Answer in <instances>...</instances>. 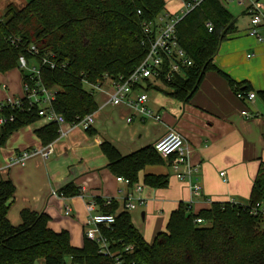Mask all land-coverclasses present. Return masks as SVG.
Returning a JSON list of instances; mask_svg holds the SVG:
<instances>
[{
  "label": "trees",
  "instance_id": "obj_1",
  "mask_svg": "<svg viewBox=\"0 0 264 264\" xmlns=\"http://www.w3.org/2000/svg\"><path fill=\"white\" fill-rule=\"evenodd\" d=\"M166 8V0H30L23 8L10 4L0 16V73L20 69V57L30 66H39L41 84L57 90L52 108L67 123H75L98 110L84 81L95 83L104 75L127 78L148 53L142 45V22L154 20ZM208 22L214 26L212 33L206 28ZM177 30L194 65L168 85L167 96L190 100L208 71L222 75L236 95L251 91L249 84L235 82L214 65L221 44L236 32V20L220 0H206L183 18ZM20 70L22 83L34 87L33 74ZM259 95L264 99V92ZM38 111L35 106L29 112H13L15 122L0 127V147L15 132L39 121ZM59 130L51 123L36 135L43 146H49L59 138ZM88 134L95 132L88 130ZM100 148L109 161L107 168L127 179L130 187L139 183L145 167L166 163L154 145L127 156L107 142ZM144 185L164 189L168 178L148 175ZM58 194L74 197L81 192L70 183ZM14 195V184L0 181V264H35L38 260L44 264H115L86 238L82 248L74 247L67 231L54 232L49 227L50 217L45 213L24 210L22 224L13 226L8 211ZM263 200L261 164L248 205L213 203L209 210L188 215L187 206L181 204L171 214L166 232L158 234L152 244L135 228L129 213H120L113 230H103V234L123 264H264V217L252 213ZM95 201L104 213L114 214L119 208L114 200L110 205L101 198ZM197 218L205 223L196 224ZM130 246L133 251L126 252Z\"/></svg>",
  "mask_w": 264,
  "mask_h": 264
},
{
  "label": "crops",
  "instance_id": "obj_2",
  "mask_svg": "<svg viewBox=\"0 0 264 264\" xmlns=\"http://www.w3.org/2000/svg\"><path fill=\"white\" fill-rule=\"evenodd\" d=\"M254 1L264 10V0ZM171 4H175L171 10H176V0H166V9ZM259 4H263L262 7ZM224 7L228 10L229 6ZM246 18L250 20L243 9L238 11L237 18L234 17L236 32L221 44L214 65L235 82L249 84L250 92L256 93L254 102L240 99L229 82L216 71L205 73L198 90L186 102L167 96L168 89L149 87L147 92L157 91L164 95L158 101L148 96V105L162 116L161 122L137 116L124 105H109L108 94L113 91L110 86L105 87L103 93H92L98 106L94 126L89 129L95 132L93 136L88 130L63 127L59 138L51 144L53 157L44 159L38 154L30 157L25 166L11 165L12 157L47 147L43 146L36 131L49 124L39 120L15 132L0 147L5 148L0 151L3 162L0 163V181L10 180L15 186L14 200L8 211L10 223L20 226L24 210L45 213L50 217L49 227L54 232L67 231L71 244L82 248L89 217L86 204L101 198L114 200L120 207L133 192V187L119 183L118 176L107 168L109 161L101 145L107 142L121 156H127L154 145L171 129L184 138L191 151L190 162L198 167V172L193 174L190 183L181 182L173 174L171 160L163 158L164 165L147 166L140 173L145 205L129 214L148 244H152L158 234L166 232L171 214L181 204L190 207L188 215L209 210L213 203L248 205L255 178L264 164V99L259 95L264 92V43L248 34L249 21L239 26V21ZM14 71L21 73L16 69L7 74ZM14 90L12 88V92ZM2 91L0 102L12 96L23 97L18 91L17 95L7 93L6 84ZM244 111L251 117L243 116ZM129 117H132L131 122L127 121ZM222 173L225 175L221 176ZM148 175L167 176L168 186L154 189L144 185V177ZM70 183L80 189L81 195L58 194ZM191 183L201 185V197L192 195ZM67 207L72 210L71 216L64 214ZM137 224L143 228L142 232Z\"/></svg>",
  "mask_w": 264,
  "mask_h": 264
},
{
  "label": "built area",
  "instance_id": "obj_3",
  "mask_svg": "<svg viewBox=\"0 0 264 264\" xmlns=\"http://www.w3.org/2000/svg\"><path fill=\"white\" fill-rule=\"evenodd\" d=\"M176 1L178 2L176 10L166 9L154 20L142 22L141 29L144 36L142 45H146L148 48V53L143 62L127 78L120 76L114 79L104 75L101 80H97L95 83L84 81L85 86L93 94L103 93L105 92V87L110 86L113 91L108 94L107 103L109 105L115 107L124 105L131 108L137 116L153 120L154 122L162 121V116L155 113L148 105L147 90L149 87L169 89V84L178 77L184 76L185 71L194 65L193 60L180 44L177 27L184 17L199 8L206 0ZM220 2L223 6L234 4L242 8L250 18L248 34L254 37L257 42L264 43V10L257 7L256 1L220 0ZM138 13L141 14L140 12ZM206 28L209 33L214 31V26L210 22L206 24ZM31 51L35 55L38 54L35 47H31ZM19 63L20 69L27 70L33 74L35 86L31 87L27 83L23 84L24 95L22 98L8 97L0 102V127L15 122L13 112H29L35 106L39 107V120H43L48 124L56 123L60 128V133H62L63 127L68 128V130L81 128L87 131L94 126L95 113L88 114L81 119L78 118L75 123H67L52 108L57 90L53 88L46 89L41 84L39 66H30L25 57H20ZM44 63H47V60L44 59ZM237 96L249 102H254L256 99V93L254 92L238 93ZM242 115L251 117L246 111L242 112ZM127 121L131 122L132 117H129ZM154 148L162 158L171 160L170 167L179 181H188L190 183L193 174L198 172V167L190 162L191 151L181 134L173 129L169 130L154 143ZM38 154L44 159H50L54 155V149L52 145H49L41 151H24L19 156L11 158V165L25 166L30 157ZM224 175L225 173L221 174V176ZM117 181L129 186V181L125 178L118 177ZM190 190L194 197H201L203 194L202 187L198 183H191ZM142 192L143 186L139 183L135 184L133 192L114 214L102 212L95 200H91L86 204L89 217L84 236L88 241L97 244L102 255L113 258L115 264H123V261L118 258L121 257L118 253H114L111 250V244L103 234V230L112 231L120 213H130L144 206L145 200L142 197ZM111 201L107 200V205H110ZM187 208L190 209L188 205ZM71 211L67 207L64 212L65 216H71ZM252 213L264 217V200L252 208ZM194 222L198 225L205 223L201 218H197ZM125 251L131 252L133 247H126Z\"/></svg>",
  "mask_w": 264,
  "mask_h": 264
},
{
  "label": "rangeland",
  "instance_id": "obj_4",
  "mask_svg": "<svg viewBox=\"0 0 264 264\" xmlns=\"http://www.w3.org/2000/svg\"><path fill=\"white\" fill-rule=\"evenodd\" d=\"M29 1L30 0H0V16L1 17L4 16L6 8L8 5L13 4L16 7L21 8V7H24ZM174 5H172V4L169 5V9H173ZM262 5L263 4H259L260 7H262ZM240 10H242V8H239V7L235 6L234 4H231L228 7V11L231 12L235 18H237L238 11H240ZM247 21H249L248 18H246L245 20L241 19L239 21V26H241L242 24H246ZM25 71H27V70H25ZM4 84L8 85V92L7 93H10L11 95H17L18 92H21V94L24 95V89H23V83L21 81L20 71H14L13 73H10L9 75L7 73H5V74L0 73V93L4 92V91H2V86ZM12 88L15 89L13 92H12ZM147 93H148V96L150 97V99H152V100L156 99V101H158V100L164 98V95L160 92H157V91H150ZM12 97H14V96H12ZM3 149H5V148L0 149V151ZM0 163H3L1 156H0ZM137 225L139 226V224H137ZM139 229L141 230V232L143 231V228L140 226H139ZM35 264H44V262H43V260H38Z\"/></svg>",
  "mask_w": 264,
  "mask_h": 264
}]
</instances>
